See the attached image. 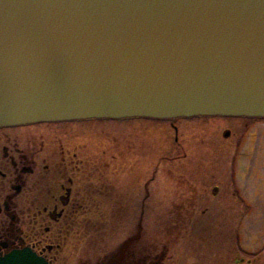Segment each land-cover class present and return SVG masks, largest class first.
Here are the masks:
<instances>
[{"label":"water","instance_id":"95a60500","mask_svg":"<svg viewBox=\"0 0 264 264\" xmlns=\"http://www.w3.org/2000/svg\"><path fill=\"white\" fill-rule=\"evenodd\" d=\"M196 116L264 118V0H0V127Z\"/></svg>","mask_w":264,"mask_h":264},{"label":"rangeland","instance_id":"374dc122","mask_svg":"<svg viewBox=\"0 0 264 264\" xmlns=\"http://www.w3.org/2000/svg\"><path fill=\"white\" fill-rule=\"evenodd\" d=\"M243 121L197 116L61 125L79 127L80 140L93 146L88 151H100L107 139L127 144L136 138L139 146L124 153L123 171L139 209L76 212L62 264H264V194H245L264 187L263 175L239 170L244 141L237 148L236 132ZM227 127L231 135L224 137ZM98 198L92 194L90 202H111Z\"/></svg>","mask_w":264,"mask_h":264},{"label":"flooded vegetation","instance_id":"af4514ba","mask_svg":"<svg viewBox=\"0 0 264 264\" xmlns=\"http://www.w3.org/2000/svg\"><path fill=\"white\" fill-rule=\"evenodd\" d=\"M226 118L245 120L236 132L237 148L244 141L239 170L244 175L260 171L264 182V118ZM76 122L0 127V256L12 249L27 248L48 264H62L67 242L76 233V212L106 206L112 210L139 209L138 199L129 191L134 186L127 190L123 177L124 153L139 152L136 138L127 144L111 139L112 144L108 132H102L107 139L105 146L93 152L90 140H80L79 127L61 126ZM224 129L223 136L226 132V137L230 136V128ZM237 187L242 191L243 187ZM256 191L264 194V187L253 186L245 194ZM217 192L214 186L212 194ZM92 194H97L99 202H111H90ZM248 205L252 209L254 199Z\"/></svg>","mask_w":264,"mask_h":264}]
</instances>
